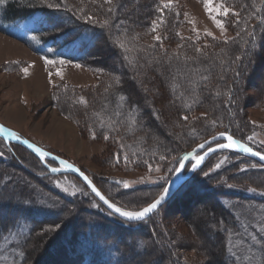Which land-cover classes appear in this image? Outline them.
<instances>
[{"label":"trees","instance_id":"obj_1","mask_svg":"<svg viewBox=\"0 0 264 264\" xmlns=\"http://www.w3.org/2000/svg\"><path fill=\"white\" fill-rule=\"evenodd\" d=\"M105 1L101 2L104 3ZM48 2L56 3L57 0H48ZM133 2L137 3L138 16H136L135 21L132 20L127 28L125 26L121 28L119 25L125 23L126 17H129L127 20L131 18L126 12L128 6H131ZM164 5L169 4L164 0H112L111 5L108 3L102 5L101 10L107 11V13L105 12V19L110 20V25L101 28L100 25L103 22L94 20V18L95 23L85 24L80 21L77 18L78 14H76L78 12L77 8L70 7L72 11L66 12L63 9L56 10L41 6L39 0H3V3H0V32L11 36V33L6 29L8 26H15L35 14H41L42 23L37 24L29 31L28 39H20L35 54L42 56L43 59L63 60L64 62L83 65L94 74L98 73V77H104L105 74L111 73L113 70L105 63H100L101 56L99 53H97L99 59H91V57L99 47V43H106L111 51H115L119 56L121 54L123 59L127 57V59H124L125 61H131L129 71L134 76H138L141 79L140 81H148L143 85L152 96L147 94L150 97L147 100L149 102L145 104L146 99L145 97L142 98V90H139L141 94L137 92L133 84L127 80V75H122V77L118 76L121 81L119 84L114 80L105 82L106 86L101 97L96 94V88L99 86L95 87L88 97L87 95L85 97L78 96L83 98L85 102L83 104L74 103L73 106L75 105L74 107L83 110L77 111L75 109L73 114L61 111L63 117L69 119L75 125L83 139L92 140L90 138L92 136L86 134L85 129L87 131L90 129L89 122L94 120L95 117L106 119L112 116L113 122L118 127V134L115 135L116 146L112 151L117 153L116 149L121 148L120 152L129 159H134L133 161L155 160L159 159L161 155L166 156L168 154L171 158H180L199 142L218 133H229L233 138L251 147L254 151H260L252 145L243 131H240V127L245 129L247 125L240 112L242 94H239V96L236 94L238 90L241 91L237 84L244 81L249 76L250 71H253V69L254 71L264 70V62L259 60L261 35L257 32V26L264 25V0H260L258 4L256 24L250 28V30L255 29V40L253 42L252 38L249 37V46L246 49L247 56H250V59L245 62L242 68L239 65L236 69V71H242L240 77H236L235 72L230 69V65L235 62L237 56L235 44H231L234 42L233 40L228 41V43L215 41L216 51L208 53L200 47V51L197 52V47L192 44V41H181L177 38V30L182 25L176 15L179 13L177 7L172 4L169 7H164ZM93 6V8L88 9L97 11L98 7ZM109 7H113L112 13H108ZM45 21H54L55 26ZM153 22L157 25L156 32H152L150 27ZM157 34L161 35L160 41L154 42L151 39L150 43V40L144 41L143 39V36ZM120 36L127 39L125 45H128L130 52L122 49L119 52V49L116 48L118 46L114 42L120 43ZM34 37L35 39H33ZM33 40L38 42V48L34 45ZM177 42L181 43L176 47ZM63 48L74 50L78 48L80 52L78 56L67 55L61 52ZM97 51L99 50L97 49ZM251 54H253L252 61ZM118 55L117 59L120 58ZM205 75L209 77L207 81L202 79ZM225 78L230 81L229 88L223 84L222 80ZM67 85L66 83H60L51 87L50 106L58 110L62 100L66 102V98L77 92L80 93L74 86L65 88L64 86ZM138 89H140V86ZM229 89L233 90L231 94L236 97L234 103H227V97L230 94ZM217 92L220 93L219 99L215 98ZM145 93L143 90V94ZM180 93H184V95L181 99H176V96H179ZM120 95H125L128 98V103L124 105V114L117 116L115 114L118 111L116 105L119 102ZM74 101L77 102V99L74 98ZM133 108H137L134 113L131 112ZM157 111L162 114L161 119H163L164 126L161 131H157L153 124L155 112ZM198 111L208 113L209 120L206 123H211V127L200 124L198 120H193V123L188 127V121L181 118L183 115L189 116ZM91 112L93 114L86 117ZM168 122H172L178 129L177 132L170 133L171 138H165L164 136L169 130L173 132L171 124ZM189 130L198 134L200 138L191 141V138L188 137ZM92 131L98 138V131L93 126ZM172 138L173 141L171 142L169 139ZM181 142L183 145L180 144ZM183 147L185 148L181 149ZM4 148L10 160L15 164L13 166L19 168L21 172H25L37 186L41 187L44 192L47 191L46 194L54 198L61 206L55 212L42 214L35 209L36 205L34 204L31 207H23L14 203L0 204V243L2 238L11 233L18 225L22 226L23 224L26 227V232L21 233L17 238L16 245L19 257H17L15 263L10 264H185L179 261V257L169 263L168 261L172 258L173 247L171 245L167 248L160 247V243L155 241V237L153 239L149 231L155 227V223L153 225L152 222L154 217L162 213L161 211L165 207L172 205L174 208L176 207V210L181 211V200L193 199L192 196L206 197L205 200H213L208 205L203 206L206 207L203 208L206 212L212 214V217L215 216L209 230L212 232L214 239V235H216L215 242L218 245L217 253L214 255L209 253L208 255L215 263L224 264L227 259L224 254L227 233L220 232L219 222L225 221L223 217L232 220V216L228 210L221 206L219 198L216 197L217 195L212 193L213 190L205 188L207 183L197 178L204 174L203 171L207 166L209 167V163L213 159L217 160L223 156L229 159L228 162L223 164L224 169L234 167L240 161L241 163L255 164L264 172V165L253 159L230 151L215 153L205 160L199 170L183 182L174 195L160 207V211L154 214L152 219L129 224L110 215L100 204L99 207H91L90 205L97 202V200L85 187L90 195V199L86 203L85 201H76L75 199L71 200L58 196L48 190L45 191L44 183H42L45 179H56L71 175H49L42 163L24 148L14 144L4 145ZM25 154L35 160L40 171L32 169L31 165L26 162L28 157ZM231 158L238 161L230 164ZM3 163L4 161H0V195L7 196L14 191H20L23 186L18 183L17 178L8 175L4 167L1 166ZM46 164L53 165L50 162H46ZM176 167V161L171 159V164L167 169ZM189 168L190 165L185 167V173ZM213 168L210 170H213ZM166 172V177L169 179L167 181L163 180L156 188L150 190L151 192L147 193V197L138 206L124 204L120 198L118 199V195L99 186L92 177L91 180L107 198L116 202L118 206L126 205L127 210H136L139 207L146 206L147 202H151L153 198L158 197L162 192L174 173L167 170ZM218 172L217 169L209 175L213 176ZM36 174H40V176ZM71 178L77 180L73 176ZM209 180L207 182H210ZM77 181L80 183L79 180ZM135 191L137 190H132L128 194L133 195ZM194 201L192 202L194 203ZM214 203L216 204L214 205ZM225 227L230 230H237L238 225L230 221V223L225 222ZM8 229H11V231H8ZM84 250L86 252H83ZM106 250H109L107 251L109 255L103 256L102 252H106ZM97 253H100L101 256Z\"/></svg>","mask_w":264,"mask_h":264},{"label":"rangeland","instance_id":"obj_2","mask_svg":"<svg viewBox=\"0 0 264 264\" xmlns=\"http://www.w3.org/2000/svg\"><path fill=\"white\" fill-rule=\"evenodd\" d=\"M101 1L105 0H63L69 8H77L78 12L76 14L79 16L88 15L92 16L94 20L103 22L106 18L105 12L107 13V11L101 10V8L107 2L103 3ZM164 2L176 6L178 9L180 14L179 21H181L182 25L177 30L179 34L177 38L181 41H192V44L197 49L201 47L203 51L210 53L217 50L214 47L215 41L233 40L234 42L231 44H235L236 55L240 56L241 60H235L230 65V69L235 72L239 65L242 68L245 62L249 61L250 56H247L246 51L249 43H245V41H249L247 32L251 31L250 28L256 24V12L260 0H212L213 7L223 4L229 8V14L226 17L213 13L217 19L223 22V32L216 26L209 13L205 10V0H164ZM136 4L133 2L131 6H128L126 13L131 18L127 20L129 18L127 16L125 23L119 25L121 28L123 26L127 28L132 20L135 21L136 16H138L136 11L138 6ZM93 5L98 7L97 11L94 9L89 10L94 7ZM233 12L239 13V15L234 16ZM79 20L84 22L82 19ZM237 20L240 22L239 26L236 24ZM42 21L41 14H35L15 26H8L6 29L11 33V36L0 32V124L15 131L18 135L37 146L43 149L46 148L45 150L67 159L90 179L92 177L99 186L109 189L110 192L118 195V199L120 198L124 204L133 206L142 204L143 199L148 195L147 193H150V190L163 182L159 177L166 176L167 174L166 170L171 164L172 159L169 157V154L166 155L165 160L143 159L133 161L134 159L128 158V161L125 162L123 160L125 155L120 152L121 148L116 149L117 153L112 151L116 146L115 135L118 134V127L113 122L112 116L106 119L95 117L94 120L90 121L91 132L89 131L90 129L88 131L85 129V133L92 136L93 126L98 131V138L92 139L90 137L92 140L83 139L82 142L78 140V134H75L74 124L69 119L63 117L60 112L73 114L75 109L77 111L83 110L79 107H74L75 105L73 106L74 103L83 104L85 102V100L81 102V98L78 96L85 97L87 95L88 97L95 87L99 86L96 88V94L101 97L107 81L114 80L116 82L117 77H122V75H127V80L133 84L137 92L142 90V87L145 89L146 93L143 94L142 91L143 96L141 95L142 98L146 97L144 104L149 102L147 100L152 94L147 91L144 85H141V79L129 71V61H125L121 54L119 56L115 51H111L106 43H99V47L97 48L99 51L96 49L93 52V57H91V59H99L97 57V53H99L101 56L100 63H105V65L113 70L111 73L105 74L104 77H98V73L94 74L86 66L81 65L80 67H76L75 65L77 64L69 62L61 65L57 61L55 65H46L42 56L32 52L20 41V39H28L29 31L37 24L42 23ZM206 32H211L212 36H207ZM238 32L240 33L239 36L237 35ZM257 32L261 35V55L259 54V60L264 62V25L257 26ZM155 36L161 35L143 36V39L144 41L150 40V43L151 39L156 42ZM119 38V42L125 44L127 39L124 36H120ZM33 42L36 48H38V42L34 40ZM180 43L177 42L176 47ZM161 45L163 47L162 43ZM116 48L121 52L119 47ZM125 48L129 49L128 45H125ZM61 52L67 55L78 56L80 49L63 48ZM117 55L120 57L118 58L119 60L117 59ZM252 55L251 61L253 60ZM25 67L28 68L27 74L21 71ZM57 72L61 73V75H57ZM222 81L225 86L230 87L229 79L225 78ZM60 83L68 84L64 86L65 88L74 86L80 93L77 92L66 98L67 103L62 100L57 110L53 106H50V91L52 86ZM137 86H140V89ZM237 86L241 88V91L238 90L236 95L242 94L240 112L247 125L245 129L240 127V131H243L246 137L252 136L253 139L250 140L252 145L264 153V90H262L264 89V70L254 71L253 69V71L249 72V76L244 81L239 82ZM147 94L150 96L148 97ZM215 96L218 99L220 97V95ZM74 98L77 99V102L74 101ZM26 106L28 109L30 108L31 112H26L24 108ZM94 110L96 111V109ZM92 114L91 112L86 117ZM207 114L198 111L189 115L187 120L188 127L193 123V120H198L200 124L202 123L211 127V123H206L209 120ZM161 118H154L153 120L157 131H161L164 126L163 119ZM168 123L171 124L173 132L171 130L166 132L164 134L165 138H171L172 135L170 133L177 132L178 130L177 126L173 125L172 122ZM189 131L188 137L191 138V141H196L200 138L192 130ZM104 135H108L109 139L105 140L103 138ZM169 140L172 142L173 138ZM180 144L183 145L182 142ZM4 145L7 144L0 141V152H3V156H0V161H4L1 166L4 167L9 176L17 178L18 183L22 184V186L24 181H27L32 186L29 191H34L36 194L35 209L39 210L42 214L59 210V208L50 210V205L58 202L46 194V190L56 193L58 196L71 200L75 199L76 201H85V203L90 199V195L85 189L86 187L81 182L79 183L74 178H71V176L45 179L44 182L42 181L46 191L44 192L25 172H21L19 168L13 166L15 164L8 157ZM117 154L121 155V163L119 164L115 160ZM26 157H28V159L26 158V162L31 165L32 169L40 171L35 160L29 156ZM221 160L226 163L229 159L225 156L217 160L213 159L209 163V167L207 166L203 171V173L207 172L208 175L202 174L197 179L207 183L205 184V188H211L213 190L212 193L216 194V197L219 198L221 206L231 214L232 220L223 217L224 222L230 223L231 221L238 225L237 230L240 232V237L234 239L232 243L239 247L238 240L242 238L246 241L243 244V248H250L251 253L249 254L252 255L251 261H245L244 264H262V260H264V230L260 229L264 226V172L261 171L260 167L256 166L252 168L249 163H241L237 159L231 158L230 164L235 161H238V164L224 169L223 163L218 169L219 172L210 176L209 173L217 170L215 165ZM149 164L152 165L153 169L159 167L161 171L150 172L148 170ZM188 165L191 166V164ZM48 166L58 168L55 164ZM212 167H214L213 170H210ZM36 175L40 176V174ZM208 179H210V182H207ZM118 181L120 183H117ZM125 181L129 184V188L127 189L123 187V182ZM229 184L233 185V187L229 188ZM73 187L80 189L74 196L71 194ZM252 188H255L256 191H249ZM64 189H67V192ZM132 190L137 191L133 195L128 194ZM192 197L193 199L181 200V211L176 210V207L174 208L172 205L165 207L161 211L162 213L154 217L152 222L153 225L155 223V227L149 232H151L153 239L155 237V241L160 243V247L167 248L170 245L173 247L172 258H170V261L167 259L169 263H172L179 257V261L185 264H217L208 255L209 253L214 255L218 249V245L215 242L216 235H214V239L212 232L209 230V226H211L215 216L213 215L214 217H212V214L203 209L206 208L203 206L208 205L213 200H205L207 199L206 197ZM193 200H195L194 203L192 202ZM207 223L208 225L206 226ZM23 232H26V227L23 224L22 226L18 225L11 233L2 238V242L0 243V264L15 263V260L19 257L16 245L17 238ZM86 250L83 252H86ZM104 251L102 252L103 256L109 255V252H107L109 250ZM97 255L101 256L100 253H97ZM176 255L177 257H175Z\"/></svg>","mask_w":264,"mask_h":264},{"label":"snow or ice","instance_id":"obj_3","mask_svg":"<svg viewBox=\"0 0 264 264\" xmlns=\"http://www.w3.org/2000/svg\"><path fill=\"white\" fill-rule=\"evenodd\" d=\"M106 2L108 4H112V0H106ZM0 3H3V0H0ZM39 3L41 6H46L47 8L50 9H56V10H61L63 9L66 12H70L72 11L71 8L68 7V5L66 3L63 2V0H57L56 3H49L48 0H39ZM169 5H164V7H169ZM114 7V6H113ZM113 7H109L108 8V13H112L113 12ZM205 10L209 13L211 19L213 20V22L216 24V26L221 30V32L224 31V24L221 20L216 18V15H213V13H216L217 15H223V16H228L229 14V8L225 7L223 4H221L218 7H213L212 6V0H205ZM82 11V10H81ZM234 16H238L239 13L233 12L232 13ZM177 17H179V13L176 14ZM78 19H82L84 21L85 24L88 23H95L96 21L93 20L92 16H88V15H83V16H77ZM46 23H50L53 24V26H55V22L54 21H45ZM239 20H237L236 24L237 26H239ZM110 25V20L109 19H105L103 21V23H101V28H106L109 27ZM151 30L152 32H156L157 30V25L155 22H153L151 25ZM239 32L237 33V35L239 36ZM248 36L252 38V41L254 42L255 40V29H252L251 31L247 32ZM177 35H179L177 33ZM198 35V34H197ZM207 36H212L211 32H206ZM35 39V37L33 38ZM154 39L156 41H160L161 37L160 36H155ZM213 39H215L213 37ZM117 46L120 49H124L125 51H128L129 49L125 48V44L124 43H117ZM225 43H228V41L226 40ZM245 43H249V41H245ZM162 46V45H161ZM197 52L200 51V49H196ZM124 59H127V57H124ZM236 60H241L240 56H236L235 57ZM44 63L46 65H55L57 63V61L51 60V59H44ZM59 63L61 65H63L65 62L63 60L59 61ZM129 63H131V61H129ZM159 63V61H158ZM76 67H80L81 65L77 64L75 65ZM22 72H24L25 74L28 73V68H22L21 69ZM57 75H61V73L57 72ZM163 75V73H161ZM242 75V71L241 70H237L235 71V76L236 77H240ZM222 78V77H221ZM202 79L204 81H207L209 79L208 76H203ZM116 83L119 84L121 83L120 79L117 77L116 79ZM141 85L143 86L144 83H146V81H141L140 82ZM207 86V85H205ZM145 90L142 87V91ZM264 90V89H262ZM233 92L232 89H229V95L227 97V103H234L235 102V95L231 94ZM220 93L217 92V95H219ZM184 95V93H180L179 96H176V99H181V97ZM146 99V97H145ZM81 102H83V98H81ZM128 103V98L125 95H120L119 96V102L117 103L116 107L118 109V111L115 113L117 116H121L124 114L123 109H124V105ZM137 108H133L131 109V112H136ZM162 116L161 113H159L158 111L155 112V118L156 119H160ZM183 120L187 121L188 120V116L187 115H183L181 117ZM133 119H135L133 117ZM147 126V125H145ZM91 132V129L89 130ZM223 136L224 141L226 142H220L218 143V148L220 149H229V150H235V151H239L242 153H247L250 154L252 156H256L258 157L260 160L264 161V153H261L260 151L256 150L254 151L251 147L247 146L244 143L239 142L238 140L234 139L232 135L228 134H221ZM0 137H3L7 140H15V141H19L22 144L26 145L27 148L31 149L32 152L36 153L39 158L41 160H44L46 157H48L50 154L47 151L42 150L41 148L37 147L36 145L30 143L28 140H22V138L15 132L9 131L7 128L0 126ZM96 135L93 132L92 133V139H95ZM105 140L109 139L108 135H104L103 137ZM214 140H218V137H213ZM253 137L249 136L248 140H252ZM206 143H210L208 141H206ZM204 144H200L199 147L200 148H204ZM208 151H215V149L213 148H209ZM205 155H207V153H205ZM205 155H198L196 153V151L194 150L193 152L190 153H186L183 157L177 158V157H172V160H175L177 163V167L176 168H169L167 169L168 172H175L177 173L176 176V181H173V183L176 182H180L181 181V176L179 175V173L182 172V170L185 168V161H189V160H194L195 163L192 166V171L195 172L196 169L199 167V165L201 164V162L205 159ZM0 156H3V152H0ZM53 159H55V157H53ZM160 160H165L166 156L161 155L159 157ZM115 160L116 163L119 164L121 163V155L117 154L115 156ZM123 160L125 162L128 161V157L125 155L123 157ZM224 163L223 160H221L219 163H217L215 165L216 169H219L221 167V165ZM59 164L64 168V169H69L73 172L79 173V176L82 177L83 181L88 185V187L91 188L92 193L95 194V197L98 198V201L102 202L103 205L107 206V209L110 210L109 214L110 215H115L118 218H120L122 221L128 222L129 224H131V222H142L146 219L150 220L153 218L154 214H157L160 211V207L163 204V202L165 201L166 197L169 194V188H163L162 192L158 195V197L153 198L151 200V202H147L146 206H142L139 207L136 210H127V206L126 205H119L114 202L113 200H110L109 198H107L104 194H102V192L100 190H98V188L93 184L92 180L89 179V177L80 169L75 168L72 164H69L67 161L65 160H60ZM250 167L255 168L256 165L252 164L250 165ZM60 169L56 168V167H52L51 171L52 172H57ZM148 170L151 171H155V172H160L161 169L159 167H156L155 169H153L152 165L149 164L148 165ZM205 176L208 175L207 172L204 173ZM160 180H165L167 181L169 178L166 176H160L159 177ZM117 183H120L119 181ZM31 185L27 182L24 181L23 182V187L20 189V191L18 192H13L11 194H8L7 196L5 195H0V204L3 203H14V204H18L20 206L23 207H31L34 203H35V197L36 194L34 191H29L31 189ZM123 187L125 189L129 188V184L128 182H123ZM229 188L233 187V185L229 184L228 185ZM65 192H67V189H64ZM77 191H80V189H76L75 187H73V191H72V195L74 196L76 194ZM249 191L255 192L256 189L252 188L249 189ZM91 207L96 208L99 207V203L98 202H93L91 205ZM61 206L59 205V203H55L50 205V210L51 209H56V208H60ZM237 219H239V217H237ZM220 232L227 233V238L225 241V246H224V254L227 256V259L224 261V264H244L245 261H251L252 259V255H250L249 253H251V249H245L243 248V244L246 243V241H244L242 238H240L238 240V245L239 247H237V245H234L232 242L234 239H237L240 237V232L238 230H230L227 229L225 227V222L220 221ZM51 230V229H49ZM260 230H264V226H262V228ZM8 231H11V229H8ZM262 264H264V260H262Z\"/></svg>","mask_w":264,"mask_h":264},{"label":"water","instance_id":"obj_4","mask_svg":"<svg viewBox=\"0 0 264 264\" xmlns=\"http://www.w3.org/2000/svg\"><path fill=\"white\" fill-rule=\"evenodd\" d=\"M0 126H3L2 124H0ZM3 127H5V126H3ZM5 128H7V127H5ZM9 131H12V132H15V131H13V130H11V129H9V128H7ZM16 133V132H15ZM222 133H219V134H216V135H214L215 137H218L219 139L218 140H214L213 139V137H210L209 139H207V140H205L204 142H201V143H199V144H197L191 151H189L188 153H190V152H193L194 150L196 151V153L198 154V155H205V153H207V155H205V159L201 162V164L199 165V167L196 169V171L197 170H199L200 168H201V166L203 165V163L205 162V160L209 157V156H211V155H213V154H215V153H218V152H222V151H230V152H234V153H237V154H239V155H241V156H243V157H247V158H250V159H253V160H255L256 162H258V163H260L261 165H264V161H262V160H260L258 157H256V156H252V155H250V154H247V153H242V152H239V151H235V150H229V149H220V148H218V143H220V142H226V141H224V139H223V136L221 135ZM223 134H226V135H228L229 133H223ZM20 136V135H19ZM21 137V136H20ZM22 138V140H26V139H24L23 137H21ZM0 139H1V141H3L5 144H7V145H10V144H14V145H18V146H20V147H22V148H24L25 150H27L30 154H32L36 159H38L41 163H42V165L44 166V168L48 171V174L49 175H60V174H68V175H71V176H73V177H75L77 180H79L86 188H87V190L89 191V193L97 200V202L104 208V209H106L108 212H110V210H108L107 209V206L106 205H103V203L102 202H100V201H98V198L97 197H95V194L94 193H92V191H91V188L90 187H88V185L83 181V179H82V177H80L79 176V173H76V172H73V171H71V170H69V169H64L60 164H59V161L60 160H65V161H67L69 164H72L75 168H77V169H79L76 165H74L73 163H71L70 161H68L67 159H65V158H63V157H60V156H58V155H55V154H53V153H51V152H49V151H47V150H45V149H43V148H41V147H39V146H37L36 144H34V143H32V142H30V143H32V144H34V145H36L37 147H39V148H41L42 150H44V151H47L50 155L48 156V157H46L44 160H41L40 158H39V156L36 154V153H34V152H32V150L31 149H29V148H27V146L26 145H24V144H22L21 142H19V141H15V140H7V139H5V138H3V137H0ZM235 139V138H234ZM206 141H208V142H210V143H206ZM240 142V141H239ZM204 144L205 146H204V148H200L199 147V145L200 144ZM213 148V149H215V151H208V149L209 148ZM53 157H55V159H53ZM46 162H50V163H53V164H55V165H57L58 166V169H60L59 171H57V172H52L51 171V167H49L47 164H46ZM195 163V161L194 160H189V161H185V167L188 165V164H191V166H190V168H189V170L186 172V173H184V169L182 170V172L181 173H179V175L181 176V181L180 182H176V183H173V181H176V176H177V173H173V175H172V177L170 178V180L168 181V183L166 184V186H165V188H169V194H168V196L166 197V199H165V201L163 202V204L164 203H166L173 195H174V193L180 188V186L183 184V182L185 181V180H187L188 178H190L195 172H193L192 171V166H193V164ZM90 179V178H89ZM94 184V183H93ZM95 185V184H94ZM96 186V185H95ZM99 190V189H98ZM103 194V193H102ZM162 204V205H163ZM161 205V206H162ZM114 217H116L117 219H119V220H121L120 218H118L117 216H115V215H113ZM122 221V220H121ZM125 222V221H124ZM126 223H128V222H126ZM131 223H138V222H131Z\"/></svg>","mask_w":264,"mask_h":264},{"label":"crops","instance_id":"obj_5","mask_svg":"<svg viewBox=\"0 0 264 264\" xmlns=\"http://www.w3.org/2000/svg\"><path fill=\"white\" fill-rule=\"evenodd\" d=\"M28 104V103H27ZM25 108V110H26V112L27 113H29V112H31V110H30V108L28 109L27 108V106L26 107H24ZM74 127H75V125H74ZM75 131H76V133L75 134H78L77 136H78V140L79 141H82L83 140V138L79 135V133H78V131H77V128L75 127V129H74ZM83 142V141H82Z\"/></svg>","mask_w":264,"mask_h":264}]
</instances>
